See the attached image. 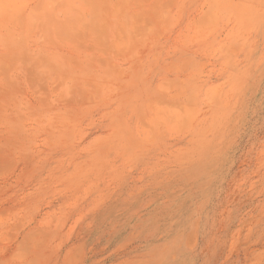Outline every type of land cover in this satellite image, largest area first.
<instances>
[{"label": "rangeland", "instance_id": "374dc122", "mask_svg": "<svg viewBox=\"0 0 264 264\" xmlns=\"http://www.w3.org/2000/svg\"><path fill=\"white\" fill-rule=\"evenodd\" d=\"M0 264H264V0H0Z\"/></svg>", "mask_w": 264, "mask_h": 264}]
</instances>
